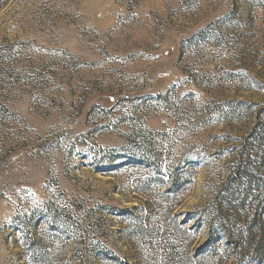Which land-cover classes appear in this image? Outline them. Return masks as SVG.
I'll return each instance as SVG.
<instances>
[{
	"label": "rangeland",
	"instance_id": "rangeland-1",
	"mask_svg": "<svg viewBox=\"0 0 264 264\" xmlns=\"http://www.w3.org/2000/svg\"><path fill=\"white\" fill-rule=\"evenodd\" d=\"M0 264H264V0H0Z\"/></svg>",
	"mask_w": 264,
	"mask_h": 264
}]
</instances>
